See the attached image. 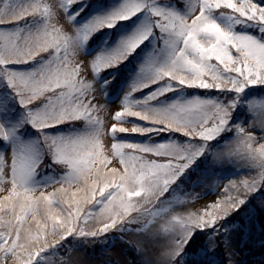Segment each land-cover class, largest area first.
<instances>
[{"label":"snow or ice","instance_id":"1","mask_svg":"<svg viewBox=\"0 0 264 264\" xmlns=\"http://www.w3.org/2000/svg\"><path fill=\"white\" fill-rule=\"evenodd\" d=\"M80 3L0 6V264H74L71 248L60 251L69 237L88 241L109 232L121 233L139 255L156 249L155 259L141 264H181L197 231L218 236L220 221L264 187V135L255 134L264 132V111L248 100L247 124L235 119L247 90L264 87V0H118L76 24L84 9H72ZM105 29L124 31L110 47L84 56ZM141 53L118 107H110L114 77L99 88L97 79ZM189 89L221 95L183 96ZM170 93L181 95L152 106ZM61 126L69 130L57 131ZM29 129L34 137H26ZM127 133L186 140L120 138ZM228 133L213 161H234L255 175L230 180L202 212L178 214L184 201L171 195L173 186ZM42 166L53 170L43 183ZM128 234L138 239L127 241Z\"/></svg>","mask_w":264,"mask_h":264},{"label":"rangeland","instance_id":"2","mask_svg":"<svg viewBox=\"0 0 264 264\" xmlns=\"http://www.w3.org/2000/svg\"><path fill=\"white\" fill-rule=\"evenodd\" d=\"M85 2L84 0H81V4H77L76 9L83 7L85 10L87 7V2ZM117 2L118 0L110 1L107 6ZM0 6H2V2L0 3ZM99 10L92 8L85 17L76 19L75 23L82 24ZM220 19L222 23H227L226 18ZM235 30L251 31L255 34L254 29L244 28L241 26H236ZM123 31L124 29H120V31L114 29V31L111 32L113 37H111L110 42L107 43L106 46L110 47L112 44H114L116 37L122 34ZM101 48L102 45L99 47L96 46L91 52L87 53L84 47L83 55L86 57H91L95 55L96 52L100 51ZM142 59L143 57L138 58V63H140ZM129 64L130 62H126L117 69L108 70V73L106 74L101 73L100 77L96 81V86L99 88L104 79H107L109 76L114 77V79L111 81V84L107 88V100L110 107H118L120 97L123 96L124 92L127 90L129 84L136 75V71L133 72L132 68L128 66ZM102 76L104 77L101 78ZM250 90L251 94L242 98L241 105L238 108V114L235 117L236 121H242L245 124H247L248 120L251 118L246 107V102L248 100H251L256 104L257 113L264 111V87H256ZM0 91L3 90L0 89ZM143 93H145V90ZM145 95H147V93ZM193 95L195 94L183 96L190 97ZM207 96L220 97L218 94L216 95L211 93ZM141 97H138L137 99ZM175 97L176 96H171L170 100L174 99ZM98 100L103 103V99L101 97H98ZM170 100H164L162 102L160 100L159 102L153 101L152 106H160ZM131 122L148 126L145 124L146 122L142 121ZM132 123H126L124 126L131 128ZM66 127L67 128L64 130L60 129L57 131L66 132L69 130L68 126ZM255 134L259 138L261 135H264V132H262L260 129H257ZM34 136L35 133L32 130H29V133L26 135L28 138ZM171 136L172 138L167 136L165 133H162L157 136L159 138L151 139L150 136H139L136 134L127 133L124 137L125 140L151 143L168 141L169 139L183 143L186 140V138L179 136V134L177 135V138L173 137L174 133H172ZM231 136L232 134L228 133L222 139L213 141L208 146L206 154L200 157L192 165V167L188 169L182 177H180V179L177 181V184L173 186L171 195H180L181 199L184 201L182 204L175 207V211L178 214L186 216L189 213L202 212L205 205L215 201L219 197L220 192L230 180L239 181L250 175H255V172L252 169L242 167L237 162L228 160L221 162L213 161L212 152L220 148L223 145L224 140L231 139ZM121 139L124 138L122 137ZM47 163H50V161L45 159V164ZM41 172L39 173L37 180L43 183L48 174L52 173L53 170L42 166ZM51 190V188L47 189V191ZM191 194H193V196L196 194L199 199L194 200L183 197L184 195ZM241 207H245L243 208L244 212L240 215L241 223L236 224V221L233 220L223 225L221 223L222 221H220L219 227L221 228V231L218 235L219 237H213V235H211L207 236L205 240H196L197 242L194 247L196 245L199 247L198 249L196 246V251L198 252L194 254H186L181 264H189V261H201L202 264H228L229 249L231 251L232 264H264V187L249 195L245 204H243ZM94 226H97L95 221H89L88 227L91 228ZM112 233L114 232H109L104 236L94 240L85 241L82 239V244L79 247H69V245L67 246L65 243L64 248H62L60 251L63 253L64 249L71 248L72 260L74 261V264H141V261L144 259H155L156 249L149 247L147 249L146 257L139 255L121 240V236L111 239ZM201 233H205V231H197V234ZM210 234H212V230L210 231ZM124 239L135 242L138 237L128 234L124 236ZM212 239L216 240L215 247L209 249V241ZM88 244L96 245V247L99 246V248L98 250H96L94 247L90 248Z\"/></svg>","mask_w":264,"mask_h":264},{"label":"trees","instance_id":"3","mask_svg":"<svg viewBox=\"0 0 264 264\" xmlns=\"http://www.w3.org/2000/svg\"><path fill=\"white\" fill-rule=\"evenodd\" d=\"M88 3H86V2ZM110 1H113V0H84V2L86 3V8H85V10L83 11V12H81L80 13V15L76 18V19H80V18H83V17H85L89 12H90V10L93 8V9H96V10H99L100 9V7H101V5H104V6H107L108 4H109V2ZM2 2V0H0V3ZM81 4V3H80ZM79 5V4H78ZM73 11H75L76 10V5H74L73 6V9H72ZM84 20V19H83ZM114 31V29L113 30H108V29H105V30H103L102 32H99V33H97L89 42H88V44H87V46H89V45H96V44H98V43H100V41H101V43L100 44H102V47H104V46H106L105 45V40H107L108 41V43L110 42V39H111V37L113 36V34L111 33V32H113ZM107 36H109V37H107ZM145 51H147V49H145ZM144 56V53H141V55L139 56V57H136L135 59H133L131 62H130V64L128 65V66H130L131 68H132V71L134 72V71H136V67H137V65L139 64L138 63V61H137V59L138 58H140V57H143ZM137 62V63H136ZM134 63H135V65H134ZM137 64V65H136ZM127 65V64H126ZM106 73H108V71L107 72H104V73H102V74H106ZM105 76V75H104ZM150 91V89H145V93H143V92H141V93H136L135 94V98H138V97H141V96H143V95H145L146 93H148ZM251 90L249 89V90H247V92H246V94H244V96L242 97V98H244L245 96H249L251 93ZM218 94V93H215V92H209V93H205V92H201V91H199V90H194V89H189V90H185L184 92H183V94L182 95H192V94H195V95H208V94ZM179 95H181V93H170L167 97H162V98H160V101L162 102V101H164V100H170V98H171V96L173 97V96H179ZM219 96L221 95V94H218ZM159 102V101H158ZM158 102H156V103H158ZM130 119H134V118H130ZM133 121H135V120H133ZM65 128H67L66 126H61L59 129H57V130H64ZM30 130V129H29ZM29 130H27L26 131V135L29 133ZM167 136H170V138H172V136H171V134L172 133H165ZM126 134H120V138H124L125 139V136ZM177 135L178 134H176V133H174V136L173 137H175V138H177ZM155 138H159V137H157V136H151V139H155ZM52 170V169H51ZM42 173V172H41ZM260 194H263V193H260ZM245 207H247V206H245ZM245 207H240L237 211H235V212H233V213H231L226 219H224L221 223L224 225V224H226V223H228L229 221H241V214L244 212L243 210V208H245ZM210 231H211V229H208L207 231H205V233H201V234H195V236L193 237V240H192V242L190 243V246H189V248H188V250H186V252H187V254L188 253H192V254H194V253H197L198 251H196L197 249H196V246L194 247V245L196 244V240H199V239H206V237L207 236H211L212 234H210ZM122 234L121 233H118V232H114V233H112V235H111V239H113V238H115V237H119V236H121ZM219 237V236H218ZM218 239V238H217ZM220 239L222 240V238L220 237ZM219 240V239H218ZM221 242V241H220ZM66 243V244H65ZM64 244L65 245H69V247L71 246V247H74V246H76V247H79V246H81V244H82V239H76V238H73V237H69V239L65 242ZM89 245V244H88ZM89 247L90 248H92V247H94L96 250H98V248H99V246L98 247H96V245H89ZM198 247V246H197ZM198 249H199V247H198ZM86 250H88V249H86Z\"/></svg>","mask_w":264,"mask_h":264}]
</instances>
